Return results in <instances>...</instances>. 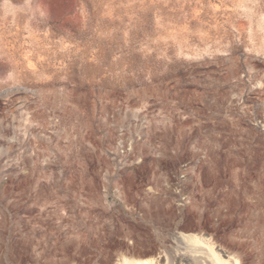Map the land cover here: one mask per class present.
<instances>
[{
	"label": "rangeland",
	"instance_id": "374dc122",
	"mask_svg": "<svg viewBox=\"0 0 264 264\" xmlns=\"http://www.w3.org/2000/svg\"><path fill=\"white\" fill-rule=\"evenodd\" d=\"M176 207L264 257V0H0V264L112 260Z\"/></svg>",
	"mask_w": 264,
	"mask_h": 264
},
{
	"label": "bare ground",
	"instance_id": "6f19581e",
	"mask_svg": "<svg viewBox=\"0 0 264 264\" xmlns=\"http://www.w3.org/2000/svg\"><path fill=\"white\" fill-rule=\"evenodd\" d=\"M173 213L172 222L164 228L161 227L155 240L143 239L129 232L126 234L128 241L120 245L112 260H98V257L93 264H253L246 263L240 253L223 247V241L220 242L222 245L217 243L206 228L183 223L181 207H176ZM91 246H95L100 253L103 252L101 247L93 244ZM60 253L61 257L54 264H87L86 259L65 253L63 247L60 248ZM256 264H264V257Z\"/></svg>",
	"mask_w": 264,
	"mask_h": 264
}]
</instances>
